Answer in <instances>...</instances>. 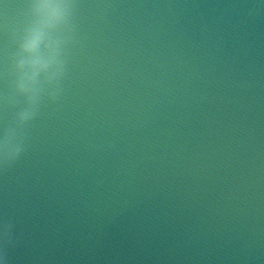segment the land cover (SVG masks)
Listing matches in <instances>:
<instances>
[{
  "label": "water",
  "instance_id": "water-1",
  "mask_svg": "<svg viewBox=\"0 0 264 264\" xmlns=\"http://www.w3.org/2000/svg\"><path fill=\"white\" fill-rule=\"evenodd\" d=\"M26 2L0 0V132ZM71 23L0 167L9 264H264V0H75Z\"/></svg>",
  "mask_w": 264,
  "mask_h": 264
},
{
  "label": "clouds",
  "instance_id": "clouds-1",
  "mask_svg": "<svg viewBox=\"0 0 264 264\" xmlns=\"http://www.w3.org/2000/svg\"><path fill=\"white\" fill-rule=\"evenodd\" d=\"M75 0H27L22 22L11 29L16 50L11 86L23 98L14 126L0 132V167L14 163L24 150L22 129L37 113L42 98L55 100L65 75L64 49L71 41ZM7 103V97H4ZM12 225L0 222V264H9L5 247L13 243Z\"/></svg>",
  "mask_w": 264,
  "mask_h": 264
}]
</instances>
